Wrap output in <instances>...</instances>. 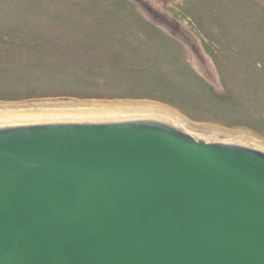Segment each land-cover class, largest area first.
Here are the masks:
<instances>
[{
    "label": "water",
    "instance_id": "water-1",
    "mask_svg": "<svg viewBox=\"0 0 264 264\" xmlns=\"http://www.w3.org/2000/svg\"><path fill=\"white\" fill-rule=\"evenodd\" d=\"M0 264H264V149L143 113L0 123Z\"/></svg>",
    "mask_w": 264,
    "mask_h": 264
},
{
    "label": "rangeland",
    "instance_id": "rangeland-1",
    "mask_svg": "<svg viewBox=\"0 0 264 264\" xmlns=\"http://www.w3.org/2000/svg\"><path fill=\"white\" fill-rule=\"evenodd\" d=\"M149 101L264 138V0H0V102Z\"/></svg>",
    "mask_w": 264,
    "mask_h": 264
},
{
    "label": "bare ground",
    "instance_id": "bare-ground-1",
    "mask_svg": "<svg viewBox=\"0 0 264 264\" xmlns=\"http://www.w3.org/2000/svg\"><path fill=\"white\" fill-rule=\"evenodd\" d=\"M153 114L177 123L184 129L209 138L249 142L264 149V138L244 128H227L216 124L198 123L177 110L149 101H80L43 99L25 102H0V123L79 118H112L137 114Z\"/></svg>",
    "mask_w": 264,
    "mask_h": 264
}]
</instances>
